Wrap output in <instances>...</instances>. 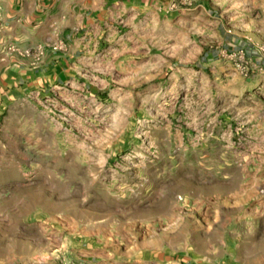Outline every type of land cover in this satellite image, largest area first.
Instances as JSON below:
<instances>
[{
    "label": "rangeland",
    "instance_id": "rangeland-1",
    "mask_svg": "<svg viewBox=\"0 0 264 264\" xmlns=\"http://www.w3.org/2000/svg\"><path fill=\"white\" fill-rule=\"evenodd\" d=\"M78 47L75 78L0 83V264L264 251V0L115 10Z\"/></svg>",
    "mask_w": 264,
    "mask_h": 264
},
{
    "label": "crops",
    "instance_id": "crops-1",
    "mask_svg": "<svg viewBox=\"0 0 264 264\" xmlns=\"http://www.w3.org/2000/svg\"><path fill=\"white\" fill-rule=\"evenodd\" d=\"M176 0H0V83L14 95L63 83L76 77L79 41L88 27L102 22L115 10L168 8ZM15 44L16 51L8 46ZM59 46L58 48H55ZM29 49L30 53L19 52ZM264 227H256V230ZM210 244L169 256V264H264V251L240 247L226 257ZM165 258V257H164ZM167 258V256H166Z\"/></svg>",
    "mask_w": 264,
    "mask_h": 264
},
{
    "label": "built area",
    "instance_id": "built-area-1",
    "mask_svg": "<svg viewBox=\"0 0 264 264\" xmlns=\"http://www.w3.org/2000/svg\"><path fill=\"white\" fill-rule=\"evenodd\" d=\"M58 47L59 46H57L55 48H58ZM16 49H17V47H16L15 44H12V45L8 46V50L9 51H16ZM29 53H30V50L29 49H26V50H23V51L19 52V54H21V55H27Z\"/></svg>",
    "mask_w": 264,
    "mask_h": 264
}]
</instances>
